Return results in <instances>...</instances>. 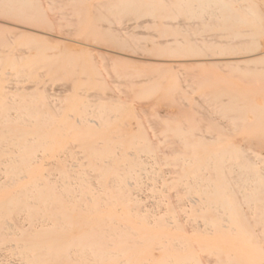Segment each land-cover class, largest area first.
I'll use <instances>...</instances> for the list:
<instances>
[{
    "label": "bare ground",
    "instance_id": "6f19581e",
    "mask_svg": "<svg viewBox=\"0 0 264 264\" xmlns=\"http://www.w3.org/2000/svg\"><path fill=\"white\" fill-rule=\"evenodd\" d=\"M88 1L47 0L46 8L41 0H0V18L47 30L67 27L65 34L82 40L73 46L127 49L141 42L124 31L151 24L161 35L184 38L151 40L156 55L203 58L221 51V66L253 74L255 87H240L236 76L201 79L221 110V129L206 115L221 136H198L194 123L169 126L165 140L175 143L165 142L173 149L165 154L139 118L131 128L137 117L125 102L86 93V86L101 90L106 83L97 63L49 45L31 46V56L9 54L3 49L12 53L15 37L0 36V251L10 245L16 264H264L262 0H94L92 10ZM49 11L61 15L52 20ZM213 29L221 43L201 38ZM43 70L89 78L57 104L40 89ZM32 77L33 92L18 87ZM152 81L138 76L114 83L138 88L143 97L171 98L180 90L177 73ZM151 162L172 166L176 175L173 202L165 189L155 190L165 207L160 216L135 197L142 175L162 179L160 169L147 168Z\"/></svg>",
    "mask_w": 264,
    "mask_h": 264
},
{
    "label": "rangeland",
    "instance_id": "374dc122",
    "mask_svg": "<svg viewBox=\"0 0 264 264\" xmlns=\"http://www.w3.org/2000/svg\"><path fill=\"white\" fill-rule=\"evenodd\" d=\"M41 2L46 8L49 6L47 0H41ZM262 2L264 4V0H262ZM94 3V0L88 1L87 7L92 10ZM48 13L52 20H54V18H59L61 15L59 11L55 13L49 11ZM125 24L130 23L126 22ZM66 29L67 27L62 30L59 28L47 30L41 27L29 26L0 18V36L5 38L10 35L9 32H11V36L15 37V39L12 40V47L15 50L11 53L9 48L4 47L5 49L3 50L7 51L6 53L31 56L36 54V50L30 49L31 46L49 45L56 46L58 50L68 53H83L86 60L90 59L97 63L101 70L100 79L106 83L101 90L93 86H86L84 88L87 91L86 93L89 95H96L97 92H99L100 95L105 98H110L113 101L121 100L125 102L129 114L137 117L132 120L131 128H136V123L134 121L139 118L141 127L146 130L147 136L153 143L158 144L162 149H160V151H163L162 153L165 154L173 152L171 146L165 142L175 143L172 139L169 141L165 140L166 137L171 136L170 133L164 132L169 126L178 125L189 128L194 123L193 125L199 129V131L196 132L198 136H203L207 139L221 136V132L213 130L212 124L215 122H209L206 118V115L209 114L215 119V124H217L218 128L221 129V110L214 106L207 96L213 89L204 86L201 83V79L208 75H213L215 77L224 76L226 78L236 76L233 81L240 87H245L246 90H253L255 87L253 74L246 73L243 70H235L234 67L221 66V61L224 60L221 58V51L212 54L210 57L203 58L182 57L172 53L156 55L150 51L151 40L162 43L184 38L161 35V31L151 24H145L140 28L124 31V33H134L137 38H139L141 45L134 47L135 49H127L126 47L123 48L120 46L94 45L91 43L73 46L74 41L82 40H79L74 35L65 34ZM19 32L31 33L38 38L26 37ZM166 32L171 33L175 31L172 28H167ZM219 33L221 32L213 29L204 33L201 38L211 42L218 41L221 43V37H217ZM2 44L3 43L0 42V46ZM21 49L23 50L20 51ZM234 56L235 55L231 57ZM197 59L207 61H204L203 65H198ZM43 72L44 77L39 79L41 83L40 89H45L47 94L51 96V100L55 101L57 104L60 102L59 99L72 97L74 90L78 87L77 81L81 82L89 78L87 75L80 73L66 77L59 74L53 75L46 70H43ZM171 72L177 73L180 79V90L178 94L173 95V97L171 96V98H163L162 96H138L136 93L138 88L134 89L129 85L126 86L125 84L114 83L117 80L125 82L128 81L130 77L136 78L138 76L143 80L152 78L153 81H155L157 78L164 77ZM73 79L76 81H73ZM35 80H37V78L32 77L29 81L19 84L18 87L27 88L29 89L27 93H31L34 90L33 82ZM9 86L15 88L14 85ZM11 93L16 96L18 92L12 90ZM90 99L92 101L95 100L93 97ZM257 101L261 104L263 99L258 98ZM92 119L96 120V118ZM174 147H176V145H174ZM50 161L52 160H46V162ZM147 168L149 170L152 168L160 169L162 179L153 181L149 180L146 174L142 175V188L135 193V197L140 201L145 211L150 213L151 216H160L163 215L165 207L158 206V196H160V194L157 192L162 188L165 189L166 193L164 196L167 197L166 201L173 202L175 200L174 196L176 190L170 186V183L176 175L174 174L172 166L163 164L153 165L151 162ZM184 210L190 211V202L186 201ZM186 217L187 216L183 214L179 216V219L185 221ZM9 246L10 245L5 246L0 251V263L6 261L9 264H16L17 256L13 255ZM203 264H210V262L203 260Z\"/></svg>",
    "mask_w": 264,
    "mask_h": 264
}]
</instances>
